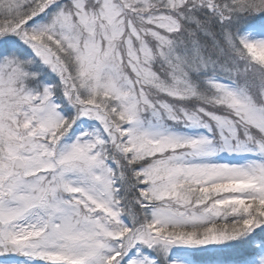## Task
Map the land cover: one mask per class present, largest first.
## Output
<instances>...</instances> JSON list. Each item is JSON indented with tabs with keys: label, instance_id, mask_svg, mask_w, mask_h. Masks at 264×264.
I'll list each match as a JSON object with an SVG mask.
<instances>
[{
	"label": "snow or ice",
	"instance_id": "obj_1",
	"mask_svg": "<svg viewBox=\"0 0 264 264\" xmlns=\"http://www.w3.org/2000/svg\"><path fill=\"white\" fill-rule=\"evenodd\" d=\"M0 264H264V0H0Z\"/></svg>",
	"mask_w": 264,
	"mask_h": 264
}]
</instances>
